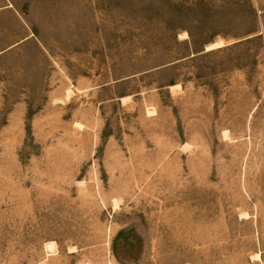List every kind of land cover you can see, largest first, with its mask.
Returning a JSON list of instances; mask_svg holds the SVG:
<instances>
[{"label":"rangeland","instance_id":"obj_1","mask_svg":"<svg viewBox=\"0 0 264 264\" xmlns=\"http://www.w3.org/2000/svg\"><path fill=\"white\" fill-rule=\"evenodd\" d=\"M0 264H264V0H0Z\"/></svg>","mask_w":264,"mask_h":264},{"label":"bare ground","instance_id":"obj_2","mask_svg":"<svg viewBox=\"0 0 264 264\" xmlns=\"http://www.w3.org/2000/svg\"><path fill=\"white\" fill-rule=\"evenodd\" d=\"M187 33L186 32H182V33H180V35L179 36H182V37H187ZM183 39V38H182ZM223 44V42H222V40H217V41H213V42H210V43H208V44H206V46H205V48L206 49H210V48H213V47H217V46H220V45H222ZM175 84H173V85H170V86H172V88H173V86H174ZM176 86V85H175ZM177 87V86H176ZM174 89H177V88H173V90ZM172 90V91H173ZM66 91V95L67 96H70L69 94L71 93V89L70 88H67V90H65ZM126 97H128V96H122V100L123 99H125ZM69 98H71V96L69 97ZM68 98V99H69ZM122 100H121V102H122ZM126 100V99H125ZM58 102V101H57ZM60 102V101H59ZM123 103H124V100H123ZM149 110V109H148ZM77 125H79V124H77ZM76 125V126H77ZM223 131V130H222ZM227 133V135H228V132H226ZM223 135V134H222ZM228 138V137H227ZM243 213V212H242ZM243 217V216H242ZM245 218V217H244ZM46 247L48 248V250H49V252L51 251V252H54V251H56V249H57V247H56V244H55V242H53V241H50V242H47L46 243ZM72 248V247H71ZM69 251H71L70 250V247H69ZM256 254V257H259L260 256V253L259 252H256L255 253ZM255 256V255H254ZM252 257H253V255H252ZM260 258V257H259Z\"/></svg>","mask_w":264,"mask_h":264}]
</instances>
